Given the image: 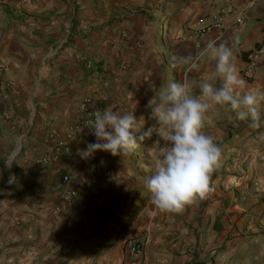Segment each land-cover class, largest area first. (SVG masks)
Segmentation results:
<instances>
[{
	"label": "crops",
	"instance_id": "crops-1",
	"mask_svg": "<svg viewBox=\"0 0 264 264\" xmlns=\"http://www.w3.org/2000/svg\"><path fill=\"white\" fill-rule=\"evenodd\" d=\"M69 1L0 0V64L5 68L0 74V264H50L63 248L64 238L71 236L78 204L82 207L85 203L89 213H98L108 206L114 187L122 182L116 156L97 151L89 159H81L78 151L90 143L77 140L72 127L85 98L125 113L126 103L134 95L129 79L132 68L116 41L117 26H98L84 36L79 32L83 25L77 23L71 30L74 35L68 36L72 18ZM174 4L186 11L177 36L182 40L173 54L175 62L192 55L200 58L204 71H211L214 65L201 53L209 41L225 43L234 48L246 84L264 87V60H259L252 77L243 74L246 54L264 44V0H177ZM219 13L222 28L195 36V22L209 24ZM239 20L242 24H237ZM175 67L181 80L198 79L197 73ZM8 82L15 92L6 88ZM236 122L234 114L221 110L206 124ZM61 145L70 148L71 157L62 155L47 164L38 163L39 157H53ZM224 149L229 163L209 180L210 208L202 216L203 225L208 224L207 231L212 232L213 221L219 216L213 212L223 209L222 222L244 226L250 244L264 253V121L259 127L247 125L232 134ZM8 160H12L11 167L5 166ZM92 167L108 174L107 178L89 184ZM65 175L75 178L64 184ZM9 177L15 178L13 183ZM83 182L84 191L77 188ZM68 186L79 190L72 204L63 199ZM146 191L144 187L142 193ZM202 201L203 197L196 199L194 207ZM143 215L142 229L134 234L142 246L148 243L150 226V215ZM229 231L224 232L227 240L208 246L209 253L222 247L227 251L232 237ZM142 257L129 262L124 252L114 264H148L147 257Z\"/></svg>",
	"mask_w": 264,
	"mask_h": 264
},
{
	"label": "rangeland",
	"instance_id": "rangeland-1",
	"mask_svg": "<svg viewBox=\"0 0 264 264\" xmlns=\"http://www.w3.org/2000/svg\"><path fill=\"white\" fill-rule=\"evenodd\" d=\"M174 1L177 0H70L68 3L73 11V14L68 13L72 17L68 31L77 23L83 25V31L79 28V32L84 36L91 35L98 26H117L119 37L116 41L121 43L122 56L132 68L129 79L134 95L128 100L130 103H126L125 113L133 112L138 120L141 117L144 120L138 137L156 126L149 101L170 82L181 80L175 70L173 54L182 40V36H177L185 24L186 11L178 9ZM73 35L72 31L68 33V36ZM247 125L242 121L234 125H205L204 132L214 137L222 149L221 159L210 179L217 176L219 167L224 170L229 163L224 148L231 135ZM156 139L153 132L151 137L139 141L132 152L116 156L123 174L122 182L114 187L116 192L108 206L94 214L89 213L85 203L82 207L78 204L79 214L69 231L71 236L64 238L63 248L50 264H114L124 254L121 251L125 242L142 229L143 214L150 215L148 243L143 244L144 252L147 250L142 255L147 257L148 264H264V253L250 244L245 227L232 225L231 221L222 222L223 209L213 212H218L219 216L213 221L212 232L207 231L209 225H203L202 221L210 208L207 194L198 208L191 203L174 213L160 212L151 204L149 192L142 191L150 175V151ZM229 228L232 237L226 245L227 251L222 247L216 253H209L210 244L218 245L221 239H228L224 232Z\"/></svg>",
	"mask_w": 264,
	"mask_h": 264
},
{
	"label": "clouds",
	"instance_id": "clouds-1",
	"mask_svg": "<svg viewBox=\"0 0 264 264\" xmlns=\"http://www.w3.org/2000/svg\"><path fill=\"white\" fill-rule=\"evenodd\" d=\"M201 56L214 65L211 71L203 70L200 58H177L175 66L197 73L198 79L172 81L155 94L149 101L154 128L138 137L143 117L138 120L133 112L111 107L97 109L91 128L96 142L78 151L84 160L97 151L123 156L155 132L150 175L144 183L151 204L163 213L179 212L209 191L210 175L222 155L214 137L203 130L210 117L226 110L252 128L264 121V87H250L241 78L234 48L209 41ZM11 161L5 166L11 167ZM14 179L9 177V183Z\"/></svg>",
	"mask_w": 264,
	"mask_h": 264
},
{
	"label": "built area",
	"instance_id": "built-area-1",
	"mask_svg": "<svg viewBox=\"0 0 264 264\" xmlns=\"http://www.w3.org/2000/svg\"><path fill=\"white\" fill-rule=\"evenodd\" d=\"M223 23V16L221 13H219L218 16L213 18L212 22L209 24H198L195 26V36H203L207 32H209L212 29H220L222 28ZM237 24H242V22L239 20ZM264 60V44L262 46H258L250 50L245 57V67L243 69V74L245 77L250 78L252 77L255 72L259 68V60ZM91 61L87 63L88 66H90ZM5 72V68L2 64H0V74ZM6 88L9 91L15 92L14 87L11 83L8 82L6 85ZM104 102H98L94 103L91 98H85L83 99L79 106H78V117L75 121L74 126L72 127V133L74 137L79 141H87L88 143H94L96 142V138L93 135V132L91 130L94 116L93 113L97 109H104ZM65 156V157H71V150L67 145H61L57 148L55 151V155L52 157L45 156V157H39L38 163L39 164H47L49 161L53 160L57 156ZM106 173L102 172L99 168L92 167L90 169V176L87 178V181L89 184H96L99 178L105 179L107 178ZM74 175H65L62 177V183L68 184L72 179H74ZM77 187L80 190H85L86 184L80 183ZM76 187L68 186L65 189V194L63 196V199L68 203L72 204L75 202L79 195V190ZM82 209V208H80ZM124 252L126 257L129 260H137L143 255V246L142 243L135 239L131 238L127 240L124 244Z\"/></svg>",
	"mask_w": 264,
	"mask_h": 264
},
{
	"label": "trees",
	"instance_id": "trees-1",
	"mask_svg": "<svg viewBox=\"0 0 264 264\" xmlns=\"http://www.w3.org/2000/svg\"><path fill=\"white\" fill-rule=\"evenodd\" d=\"M138 12H139V13H141V12H142V10H139Z\"/></svg>",
	"mask_w": 264,
	"mask_h": 264
}]
</instances>
